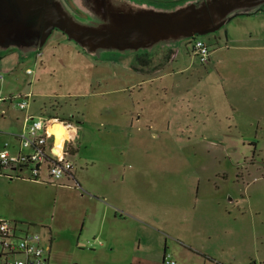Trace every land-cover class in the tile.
I'll return each mask as SVG.
<instances>
[{"label":"rangeland","instance_id":"rangeland-1","mask_svg":"<svg viewBox=\"0 0 264 264\" xmlns=\"http://www.w3.org/2000/svg\"><path fill=\"white\" fill-rule=\"evenodd\" d=\"M72 1L79 10L77 1ZM80 12L84 11L80 9ZM246 20L249 22L245 23ZM226 30L238 31L241 38L253 34L252 41L245 44L263 45L264 6L251 15L233 18L217 32ZM217 32L200 37L211 39ZM194 38L156 44L149 50L111 48L101 49L97 54L65 40L43 49H0V95L7 98L0 103L7 110L5 118L0 110V138L4 137L2 143L7 139L13 141L7 133L18 125L22 126L21 132L26 112L31 110L37 118L44 112L45 116L71 120L79 126L82 138L77 142L78 154L70 159L76 165L75 170L90 179L91 172L105 169V165L93 166L81 157L111 155L110 146L97 144L114 137L108 131L113 129L114 133L113 123L122 118L125 107L133 109L134 128L129 127V132L133 135L137 124H145V129L139 131H143L146 142L143 146L133 145V159L129 164L136 168L144 160L150 169L169 172L174 164L170 159L180 155L181 163L177 167L184 173V199L192 176L200 177L195 185L196 188L201 181L199 194L208 192L212 198L208 200L212 211L206 217L198 216L202 222L196 233L185 228L191 215L183 217L182 238L192 240L193 246L203 251L193 256L195 264L230 260V245L237 238L244 239L248 256L257 253V264H264V94L259 111L251 112L246 105L236 112L227 110L228 100L236 98L232 93L252 95L263 90L259 89V83L264 79V49L230 51L211 43L214 59L204 66L192 52ZM166 47L176 53L174 61L160 72L140 74L139 69L146 67L143 59L149 54L151 58L157 57ZM29 67L34 70L32 75L26 73ZM141 79L145 82L139 84ZM233 79L242 82L234 85ZM123 86L125 90H116ZM21 95H30L28 109L18 105ZM131 96L136 99H128ZM16 115L21 117L19 122ZM86 139L92 142L88 148L82 146ZM0 175V218L41 233L46 241L52 230L51 264L81 262L85 255L82 249L88 247L80 234L93 230L92 224L85 223L86 200L78 199L75 190L63 183L46 184L28 176L27 181L10 180L2 172ZM152 177L167 186V176L152 171ZM85 181H82L85 192H93L94 189L86 188ZM231 196L240 198L236 205L239 204L242 212L247 209L248 214H239L233 201L230 206L215 205L217 198L228 201ZM151 234L157 231L152 230ZM165 234V261L173 260L171 249L179 247V242L171 234ZM150 256L151 260L159 259V255L154 257L151 253Z\"/></svg>","mask_w":264,"mask_h":264},{"label":"crops","instance_id":"crops-1","mask_svg":"<svg viewBox=\"0 0 264 264\" xmlns=\"http://www.w3.org/2000/svg\"><path fill=\"white\" fill-rule=\"evenodd\" d=\"M248 22L249 21L246 20L245 23ZM240 36L241 33L238 31L230 33L226 30L223 33H215L211 39H207L206 37L197 38L204 40L211 49L208 64H211L214 59L215 49L212 50L211 43L219 45L220 47L218 49L223 48L230 51L242 50L245 52L247 50H256V48L264 49V44L261 46H253L252 43L245 44L252 41L253 34L245 38H241ZM166 48L159 52L157 57L151 58L149 54L143 59L144 64L148 68H140L139 73L149 74L153 71L160 72L170 65L176 53L174 50L168 47ZM193 54L195 55L194 52ZM233 62H235V60ZM217 63L218 62H216V64ZM206 65L207 64H204V66ZM160 77L162 78L163 76ZM114 79L117 80V77H114ZM256 81L257 79L254 78V82ZM144 82L145 80L142 79L138 81L139 84ZM237 82L242 81L234 80L233 84L235 85ZM260 83L259 89L262 87L261 89L263 90H258L252 95L239 92L232 93L233 97L236 98L230 101L228 100L227 110L230 113L236 112L241 110L243 105H246L251 112L252 110L259 111L261 108L260 106H262L261 99L264 94V79L261 80ZM125 89V86L116 88V90ZM133 95L135 94L133 93ZM128 99H136V97L131 96L128 97ZM6 100V96L0 95V103L3 104ZM134 101L135 100H133V102ZM0 110L4 112L1 116L5 118L7 112L6 108H1L0 106ZM123 112L122 118L117 119V121L113 123V127H116L114 133L113 129L108 131V135L114 134V137H107L109 140L106 141L105 139L97 144V146H110L111 155H105L100 158L81 157L86 161H90L93 166L102 163L105 165V169L101 167L99 170L91 172L90 179H87L86 174L83 175L74 168L73 176L65 178L64 181H62L63 185H67L69 188L75 190L74 193H76L78 199L86 200L87 204H84L87 209V212L84 213L85 223L88 222L93 225V230L90 233L81 232L80 234V238L84 237V239H86L84 242H87L88 249H82L85 251V255L82 261L76 264H165L167 253L166 239L164 240L166 236L165 233L171 234L173 239L179 242V247H173L171 249L173 250V260L176 261V264H191V262L195 264L193 256L195 254L201 255L203 251L197 248V246H193L194 243L192 240L188 242L187 238L186 241L182 238L181 235L184 231L183 217L186 214L191 215V221L185 225V228L189 227L196 233L197 230L201 229L200 225L202 222L201 219H198V216L202 218L206 217L205 215H207L208 211H212L208 205V200L212 198L208 197V192L202 195L199 194L201 181H198L196 188L195 185L196 180L200 177L196 179L192 176V182L187 186L188 194L184 199V184H182L184 173L177 167V164L181 163L180 155L172 156L170 159L174 164L169 172L159 168L150 169L145 165L144 160H141L136 168L131 166L129 163L133 159L131 155L133 145L143 146L146 142L143 131H139L140 129H145V124L140 123L139 126L137 124L136 133L132 135L129 132V127H132L131 129L134 128V118L132 117L131 119L133 109L125 107ZM28 114L37 117L32 110L30 113L26 112L23 130L19 132L22 126L18 125L16 129L12 128L11 131L7 133L11 135L10 138H13V141L12 139L11 141L7 139L2 143V138L4 137H1L0 151L6 150L13 155L21 151L17 135L26 131L28 126ZM41 115L47 114L43 112L40 113V116ZM15 119L19 122L21 117L16 115ZM78 122L80 124V120H78ZM82 132H86L84 127ZM81 138L80 135L78 138L79 143ZM83 145L88 148L92 145V142L90 139H86L82 146ZM77 149L78 147L76 150ZM76 150L73 152L72 156L78 154ZM77 151H79V149ZM152 171L164 177L167 176V186L159 184V181L152 177ZM1 172L2 176L10 180L27 181L29 177V172L25 171L27 173V175H25L24 170L11 166L0 168V173ZM83 179L86 180V188L94 189L93 192H85L82 186ZM231 197L232 198L228 201L225 198H217L216 201L218 202L215 205L226 203L227 206H230L231 201H233V206L238 207L237 212L239 214H245L247 209L242 212L241 208L238 206L239 204L236 205V202L239 203L240 198L238 196ZM129 221H131V223ZM237 227H239V225H237ZM152 230H156L157 234H151ZM49 233L50 238L46 241L43 237V241L47 249L49 264H51L52 230H50ZM83 234H85V236ZM243 244L244 239L237 238L233 240V245H230V250L232 251L230 252V260L225 262L215 260L214 264H257L259 258L257 257V253H252V256H248ZM82 246L86 247V244ZM182 246H184L185 251H182ZM151 253L154 257L159 255L158 261L157 259H150ZM203 255L207 256V254Z\"/></svg>","mask_w":264,"mask_h":264},{"label":"water","instance_id":"water-1","mask_svg":"<svg viewBox=\"0 0 264 264\" xmlns=\"http://www.w3.org/2000/svg\"><path fill=\"white\" fill-rule=\"evenodd\" d=\"M75 1L89 19L58 2L18 0L25 12L43 11L53 26L90 54L111 48L149 50L156 44L214 33L233 18L251 15L264 6V0H188L167 7L133 0ZM17 47L24 51L38 49Z\"/></svg>","mask_w":264,"mask_h":264},{"label":"built area","instance_id":"built-area-1","mask_svg":"<svg viewBox=\"0 0 264 264\" xmlns=\"http://www.w3.org/2000/svg\"><path fill=\"white\" fill-rule=\"evenodd\" d=\"M194 50L202 62H207L210 49L202 39L195 41ZM27 72L31 74L33 71L28 69ZM29 99L30 95L22 96L18 102L21 109L28 108ZM27 120L30 124L26 131L17 135L21 151L15 155L6 150L0 151V164L15 165L29 172V177L35 181L58 183L71 177L74 163L69 155L77 144V124L67 119L60 123L59 118H36L31 114L27 115ZM56 124L64 125L69 134L61 147H56L53 142L56 134L53 129ZM167 263L174 264V261L167 260ZM0 264H49L42 234L25 230L17 223L0 218Z\"/></svg>","mask_w":264,"mask_h":264},{"label":"flooded vegetation","instance_id":"flooded-vegetation-1","mask_svg":"<svg viewBox=\"0 0 264 264\" xmlns=\"http://www.w3.org/2000/svg\"><path fill=\"white\" fill-rule=\"evenodd\" d=\"M58 2L68 10L76 11L82 18L89 19L84 12L74 6L72 0H48ZM144 4L167 7L188 0H133ZM18 8V11L15 10ZM15 10V11H14ZM29 13V14H28ZM42 11L25 12L18 0H0V46L8 49L32 48L43 49L46 46H55L62 41L75 42L61 28L53 26L46 19ZM195 41V39H194ZM192 42V40H191ZM192 44H194L192 42ZM79 45V44H78ZM80 46V45H79Z\"/></svg>","mask_w":264,"mask_h":264},{"label":"bare ground","instance_id":"bare-ground-1","mask_svg":"<svg viewBox=\"0 0 264 264\" xmlns=\"http://www.w3.org/2000/svg\"><path fill=\"white\" fill-rule=\"evenodd\" d=\"M197 37H200V36H197ZM197 39H200V38H196L195 39V41L197 40ZM195 41H194V43H195ZM204 41V40H203ZM205 42V41H204ZM209 47V46H208ZM209 49H210V47H209ZM193 52L195 53V55L199 58V56L197 55V53L195 52V50H194V44H193ZM210 54H211V49H210ZM200 59V58H199ZM209 60H210V55H209V57H208V59H207V63L209 62ZM201 61V60H200ZM202 62V61H201ZM203 64H205L204 62H202ZM28 69H31V68H28ZM27 69V70H28ZM27 70H26V73L27 74H29L28 72H27ZM32 73L30 74V75H32L33 73H34V70L32 69ZM22 96V95H21ZM13 100V99H12ZM29 107V106H28ZM28 109V108H27ZM39 117H52V118H59V117H54V116H45V115H41V116H39ZM37 118V117H36ZM60 119V118H59ZM61 121H64L63 119H60V123H61ZM76 124V123H75ZM78 126V125H77ZM54 131H55V137H54V140H53V142H54V145L56 146V147H61L62 145H63V142L65 141V139H67L68 137H69V134H68V132H67V130H66V127H64V125H62V124H56V126H55V128L53 129ZM78 132H79V136H80V130H79V126H78ZM58 136V142L57 143H55V138ZM79 136H78V138H79ZM18 140H19V142H20V139L18 138ZM77 142H78V139H77ZM78 146H77V144H76V146H75V148L70 152V155H69V158H71V156H72V154H73V151H75L76 150V148H77ZM58 152H60V151H58ZM71 160V159H70ZM72 161V160H71ZM2 167H10V166H2L1 164H0V168H2ZM11 167H16L15 165H13V166H11ZM21 168H25L24 166H20ZM16 168H18V167H16ZM74 168H75V165H74ZM20 169V168H19ZM1 174V173H0ZM73 176V175H72ZM71 176V177H72ZM62 181H64V179L62 180ZM62 181H60V182H58V184H61L62 183ZM38 182H43V183H52V182H50V181H38ZM54 183V182H53Z\"/></svg>","mask_w":264,"mask_h":264},{"label":"trees","instance_id":"trees-1","mask_svg":"<svg viewBox=\"0 0 264 264\" xmlns=\"http://www.w3.org/2000/svg\"><path fill=\"white\" fill-rule=\"evenodd\" d=\"M22 97V96H21ZM13 99V98H12ZM49 260V259H48ZM170 261H174V264H176V261L175 260H170ZM167 262V260L165 261V263ZM168 264H171V263H168Z\"/></svg>","mask_w":264,"mask_h":264}]
</instances>
